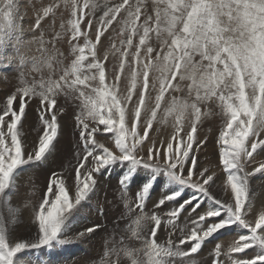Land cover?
<instances>
[{
	"label": "snow or ice",
	"instance_id": "6c2138e0",
	"mask_svg": "<svg viewBox=\"0 0 264 264\" xmlns=\"http://www.w3.org/2000/svg\"><path fill=\"white\" fill-rule=\"evenodd\" d=\"M61 3L69 10L66 27L45 39L43 22ZM63 43L70 56L60 50ZM9 46L14 55L6 54ZM17 59L28 71L0 109V264H52L38 253L103 231L95 221L74 225L82 215L89 219L97 177L113 166L125 197L136 189L140 209L161 174L206 195L212 189L228 195L210 197L216 207L203 214L199 205L186 207L190 200L173 204L163 225L155 212L137 215L128 243L123 237L122 246L114 243L101 264H192L183 258L233 224L247 233L224 253L230 264H264V210L257 215L249 196L250 180L264 176V0H111L102 7L98 0H60L27 27L18 0H0V64ZM62 94L79 101L74 184L52 171L38 204L24 208L34 213L37 230L18 236L9 221L21 209L12 207L10 194L26 166L52 154L66 114ZM33 98L42 125L35 142L22 131ZM202 107L219 110L218 137L201 131ZM169 121L170 129L156 127ZM104 134L109 143L97 139ZM213 141L218 154L209 151ZM179 195L161 191L157 207ZM185 212L191 227L177 234L175 221ZM158 229L166 233L163 241ZM214 254L221 257L220 244Z\"/></svg>",
	"mask_w": 264,
	"mask_h": 264
},
{
	"label": "rangeland",
	"instance_id": "374dc122",
	"mask_svg": "<svg viewBox=\"0 0 264 264\" xmlns=\"http://www.w3.org/2000/svg\"><path fill=\"white\" fill-rule=\"evenodd\" d=\"M98 2L101 7L105 2L109 3V6L111 4V0H98ZM52 3H60V0H18L19 12L23 17L24 26L27 27L29 23H34L37 13L42 12L43 8ZM68 11L69 10L63 8V4L61 3V11L50 14V17L45 19L43 22L47 29L45 39H51L52 35L63 31L61 24L64 23L66 27V21L69 18L67 14ZM62 12L65 14L62 15ZM99 14H102V12ZM25 38L30 39L31 36L26 35ZM66 45L67 43L61 44L60 50L65 56H70L71 50L67 47L68 45ZM33 52H35V46H33ZM6 54L14 55V50L11 46L6 49ZM18 64V59L14 60L11 64H0V109L6 104L7 96L15 93L21 86V71H28V69L19 68ZM36 75L38 79L39 75ZM29 79H31V77H29ZM37 103L38 100L33 98V103L27 108V117L24 120V128L22 129L32 142L37 140V129L42 128L37 115ZM59 104L65 110L66 114H62L59 117L61 127L58 138L54 142L55 147L52 149V154L46 161L40 162L38 165L26 166L18 177V188L13 189L15 195L10 194V203L12 207L21 209L16 218L14 220L10 219L9 221V227L14 229L15 234L18 236L27 235L29 229L33 231L37 230L34 213L31 212V210L25 211L24 208L25 206L38 204L44 194L52 171L59 172L62 176L66 175V184H74V169L77 163L76 153L78 151L76 145L79 141L78 129L75 124V114L79 111V101L74 98V95L64 96L62 94L59 98ZM15 106L16 102H14V107ZM219 117L220 113L218 109L214 112L210 107H202L201 131L210 132L214 137H218V129L223 125V120ZM157 126L158 125H156V127ZM170 127L171 125L169 124L166 126L165 124H159L157 128L169 129ZM26 129L27 131H25ZM150 133L153 136L157 135V133L152 132L151 129ZM108 135L110 134L98 135L97 139L100 142L109 143V141L106 140V136ZM82 147L83 145L81 143L80 148ZM208 148L210 152L218 154L219 145H216L214 141L209 143ZM119 174L120 169L113 166L108 172L97 177L98 184L95 192L91 195L90 201L93 207L90 209L89 213H86L89 215V219L85 220L82 215L77 218L74 225H77L79 228L87 223L90 226L92 221H95L104 225V230H97L96 234L88 241L63 245L54 249L52 252L44 250L38 253V255L46 256L51 260L52 264H101V261L104 259V252L111 248L114 243L117 247L122 246V237L124 238V243H128V238L130 237L129 228L137 215L143 214L149 216L152 215L153 212L156 214L158 213L157 215L161 216L163 225V222L167 218V213L171 211L173 204L180 203L184 200H190L191 203L186 207L192 208L193 206L199 205L196 212H201V214H203L205 209L211 210L216 207L213 199L210 197L216 196L220 198L228 195V192L223 190L217 191L216 189H212V191L206 195L188 185L180 184L161 174L157 176L159 183L153 184L152 198L146 201L144 209H140L135 201L136 189H130L127 192V197H125L122 187L118 184ZM224 179H226V176ZM249 190L252 207L256 210V214L258 215L259 211L264 210V176L257 174L253 177L249 182ZM161 191H177L180 195L177 197L176 201L170 202L163 207H157V194L161 193ZM98 209H103V214H100ZM189 215L192 214L185 212L177 217L175 221V230L177 234L181 228L191 227V221L188 220ZM195 218L196 217H193V219ZM172 228V225L167 226L169 232L172 231ZM158 232L161 234L162 241L167 238L164 231L158 229ZM246 233L247 229L238 224H233L215 233L213 237L202 245L201 250H198L197 254H190L189 257L183 259L192 261V264H201L202 261L204 264H212L213 260L222 259L224 264H230L224 253L227 252L233 240L238 238V234ZM216 244L221 245L222 255L220 258H217L214 254ZM256 250L254 246L253 249L248 251L252 252ZM261 251H264V249Z\"/></svg>",
	"mask_w": 264,
	"mask_h": 264
},
{
	"label": "bare ground",
	"instance_id": "6f19581e",
	"mask_svg": "<svg viewBox=\"0 0 264 264\" xmlns=\"http://www.w3.org/2000/svg\"><path fill=\"white\" fill-rule=\"evenodd\" d=\"M103 1V0H102ZM99 3V2H98ZM67 46V45H66ZM68 47V46H67ZM75 114V113H74ZM35 122V121H34ZM167 124H169V125H171V122L169 121V123H167ZM167 124H165V126L167 125ZM158 126H159V124H158ZM157 126V127H158ZM161 129V128H160ZM170 129V128H169ZM76 130V129H75ZM161 130H163V128L161 129ZM25 131H27V129L25 130ZM36 132V131H35ZM37 133V132H36ZM30 135V134H29ZM33 137V136H32ZM64 156V155H63ZM35 170V169H34ZM261 184V183H260ZM260 192V191H259ZM264 192V191H263ZM155 196V195H154ZM257 198H259V197H257ZM151 204V203H150ZM152 207V206H151ZM197 209V208H196ZM149 214V213H148ZM158 214V213H157ZM94 250V249H93ZM209 256V255H208ZM83 259V258H82ZM207 261V260H206ZM211 263V262H210Z\"/></svg>",
	"mask_w": 264,
	"mask_h": 264
}]
</instances>
